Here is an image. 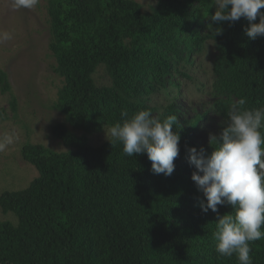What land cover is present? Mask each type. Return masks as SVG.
Listing matches in <instances>:
<instances>
[{
    "label": "trees",
    "instance_id": "obj_1",
    "mask_svg": "<svg viewBox=\"0 0 264 264\" xmlns=\"http://www.w3.org/2000/svg\"><path fill=\"white\" fill-rule=\"evenodd\" d=\"M213 2L158 0L145 11L135 0H48L47 47L62 80L52 107L64 117L51 132L65 149L21 146L22 159L38 174L26 187L0 194L2 212L16 219L0 220V264H239L215 250L217 214L199 207L203 194L191 179L187 148L210 154V136L219 135L229 106L240 99L247 109L264 106V36L249 39L243 18L216 25ZM207 45L209 73L199 59ZM100 67L106 86L93 78ZM184 82L193 86L186 95ZM0 83L8 89L2 70ZM193 92L207 99L204 110L178 103ZM143 109L158 119L177 117L180 151L170 176L154 174L146 154L126 156L110 136L89 143L122 123V111ZM183 109L191 119H180ZM207 115L217 121L206 125ZM250 248L253 264H264V239Z\"/></svg>",
    "mask_w": 264,
    "mask_h": 264
},
{
    "label": "clouds",
    "instance_id": "obj_2",
    "mask_svg": "<svg viewBox=\"0 0 264 264\" xmlns=\"http://www.w3.org/2000/svg\"><path fill=\"white\" fill-rule=\"evenodd\" d=\"M35 0H15L17 8H30ZM216 7L210 19L216 25H229L243 18L247 21L244 34L249 39L264 36V0H214ZM257 17L259 22L256 23ZM208 28L215 35L221 27ZM7 35L4 39H7ZM246 101L229 106L219 135H211L215 145L210 154L203 147L187 148V159L195 171L191 179L203 198L202 212L217 214L212 236L216 252L222 257L236 256L239 264H253L250 242L264 239V106L247 109ZM123 122L113 124L107 132L112 145L119 142L128 157L146 154L154 174L170 176L179 154L180 135L173 131L177 117L158 119L147 109L129 116L122 111ZM230 206L232 211L220 215L218 206Z\"/></svg>",
    "mask_w": 264,
    "mask_h": 264
},
{
    "label": "rangeland",
    "instance_id": "obj_3",
    "mask_svg": "<svg viewBox=\"0 0 264 264\" xmlns=\"http://www.w3.org/2000/svg\"><path fill=\"white\" fill-rule=\"evenodd\" d=\"M143 10L149 11L158 0H135ZM48 0H35L30 8H17L15 0H0V70L7 76L8 89L3 90L0 83V194L26 187L38 174L37 170L25 162L21 155V146L25 143H40L54 150H64L51 132L52 125L64 120V117L52 107L62 80L53 73L51 66L54 58L48 50L50 23L47 14ZM7 35V39L4 36ZM213 51L207 45L201 58V64L210 72V57ZM97 85H108L109 78L102 67L93 75ZM184 82L181 91L186 95ZM178 103L190 104L197 111L204 110L207 99L200 92L189 93ZM15 97L16 110L12 109ZM187 107V106H186ZM206 108V106H204ZM183 109L180 119H191L190 113ZM204 120L206 125L217 121L210 115ZM80 131L77 133L79 134ZM108 129L89 138V143L98 145L108 138ZM196 138L204 137L195 131ZM201 140H205L201 138ZM0 220L15 223L11 213H3L0 208Z\"/></svg>",
    "mask_w": 264,
    "mask_h": 264
}]
</instances>
